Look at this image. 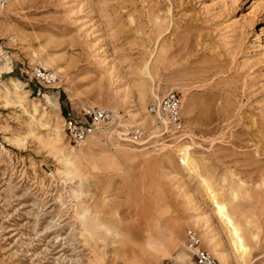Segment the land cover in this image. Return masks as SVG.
Listing matches in <instances>:
<instances>
[{
  "label": "rangeland",
  "instance_id": "1",
  "mask_svg": "<svg viewBox=\"0 0 264 264\" xmlns=\"http://www.w3.org/2000/svg\"><path fill=\"white\" fill-rule=\"evenodd\" d=\"M88 107L109 133L74 146ZM188 229L264 264V0H5L0 264H189Z\"/></svg>",
  "mask_w": 264,
  "mask_h": 264
},
{
  "label": "built area",
  "instance_id": "2",
  "mask_svg": "<svg viewBox=\"0 0 264 264\" xmlns=\"http://www.w3.org/2000/svg\"><path fill=\"white\" fill-rule=\"evenodd\" d=\"M5 0H0V5ZM33 76L36 80L50 84L57 80V74L40 69L34 71ZM175 93L165 95L161 100L150 104L148 112L159 118L167 120L171 129L179 130L181 128L180 103ZM113 121V115L110 111L102 108H83L81 117L77 118L67 114L64 118L63 128L68 141L74 146L85 142L96 128L107 126ZM184 249L189 254V264H220L206 249L202 247L198 234L188 229L185 233Z\"/></svg>",
  "mask_w": 264,
  "mask_h": 264
},
{
  "label": "bare ground",
  "instance_id": "3",
  "mask_svg": "<svg viewBox=\"0 0 264 264\" xmlns=\"http://www.w3.org/2000/svg\"><path fill=\"white\" fill-rule=\"evenodd\" d=\"M155 98H157V97H155ZM153 117H156V116H153ZM156 119H159L158 117L156 118ZM167 122V120H165V119H160L159 120V123L161 124V125H163V126H168V123H166ZM110 127H111V123L110 124H108L107 126H103V127H98V128H96V131L94 132V134H96V133H99V132H102V133H104V134H108L109 132H107L109 129H110ZM120 135V134H119ZM90 137V136H89ZM89 139V138H88ZM87 139V140H88ZM90 140V139H89ZM85 142H83V143H81V144H84ZM80 144V145H81ZM72 151V150H71ZM71 153V152H70ZM67 158V157H66ZM79 218L80 219H83V216H82V214L79 216ZM147 242V241H146ZM217 257H218V259H219V261L222 263V264H226V262H225V259H224V257L222 256V253H218L217 251H215L214 249H212L211 250ZM187 258L189 259V261H190V257L189 256H187Z\"/></svg>",
  "mask_w": 264,
  "mask_h": 264
}]
</instances>
